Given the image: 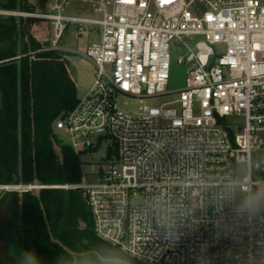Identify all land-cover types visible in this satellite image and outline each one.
I'll list each match as a JSON object with an SVG mask.
<instances>
[{"label": "built area", "instance_id": "1", "mask_svg": "<svg viewBox=\"0 0 264 264\" xmlns=\"http://www.w3.org/2000/svg\"><path fill=\"white\" fill-rule=\"evenodd\" d=\"M72 4L100 18L66 15ZM0 15L48 21V49L70 23L100 30L84 55L94 82L52 126L89 170L51 186L80 192L97 238L143 264H264V208L236 196L264 189V0H52ZM174 56L185 84L168 90ZM13 188L34 190L0 185Z\"/></svg>", "mask_w": 264, "mask_h": 264}, {"label": "trees", "instance_id": "2", "mask_svg": "<svg viewBox=\"0 0 264 264\" xmlns=\"http://www.w3.org/2000/svg\"><path fill=\"white\" fill-rule=\"evenodd\" d=\"M0 9L35 13L30 0H6ZM35 22L31 17L0 15V185L30 186L37 179L45 187L39 198L34 190L13 196L11 210L21 246L41 264H88L99 248L111 250L123 264H143L96 237L91 211L79 191L51 188L81 179V159L52 129L78 98L67 54L35 39ZM52 138L62 148L63 161L53 151ZM50 233L77 255L76 263L51 241ZM14 259L24 263L20 256ZM0 264L13 263L0 259Z\"/></svg>", "mask_w": 264, "mask_h": 264}, {"label": "rangeland", "instance_id": "3", "mask_svg": "<svg viewBox=\"0 0 264 264\" xmlns=\"http://www.w3.org/2000/svg\"><path fill=\"white\" fill-rule=\"evenodd\" d=\"M6 0H0V2H5ZM30 3L36 7L34 9L38 13H47L49 7L52 5V0H30ZM0 11H10L6 9H0ZM23 13L22 11H16ZM66 15L87 18V19H98L100 16L86 4H72L68 7ZM35 24H39L36 30L37 36L50 38L51 27L50 23L46 20H40L37 18ZM100 30L96 26H91L84 23H70L67 26V30L64 33L62 45L58 46L62 49L67 55L69 61V72L73 80V83L76 87L77 98H82L90 89L94 82L95 78V66L93 63L88 60L84 55L88 45L93 42L100 40ZM176 57L174 56L172 67L170 70V80L168 84V90L180 89L185 84L186 70L184 66L177 64ZM160 101L158 100H149V105H158ZM132 104L123 103L122 106L126 109ZM134 105V103H133ZM65 112L63 111L57 118H59ZM54 135L57 140L60 141L63 145H67L69 142L68 136L63 132L54 128ZM83 161L85 163H95L98 161V156L93 157H84ZM89 164H85L82 168L84 173H88ZM21 194V189L15 190H2L0 191V259L10 261L13 264H22L16 263L17 260L14 257L18 258L20 256L23 259V254L25 252H30L28 248L25 247L19 241L17 235V222L14 219L13 212L11 210V202L14 194ZM237 203L242 204L245 194L237 191ZM14 256V257H13ZM24 264V263H23Z\"/></svg>", "mask_w": 264, "mask_h": 264}, {"label": "clouds", "instance_id": "4", "mask_svg": "<svg viewBox=\"0 0 264 264\" xmlns=\"http://www.w3.org/2000/svg\"><path fill=\"white\" fill-rule=\"evenodd\" d=\"M242 207L250 214H254L264 208V189L259 191L249 190L244 197ZM94 259L88 261V264H123L122 259L111 250L99 248L93 253ZM24 264H41L38 257L32 252L23 254ZM71 264V261L68 262Z\"/></svg>", "mask_w": 264, "mask_h": 264}, {"label": "water", "instance_id": "5", "mask_svg": "<svg viewBox=\"0 0 264 264\" xmlns=\"http://www.w3.org/2000/svg\"><path fill=\"white\" fill-rule=\"evenodd\" d=\"M49 45H50V41H48V40L45 43H43L44 47H48ZM52 143H53V151H54L55 155L58 157V159L60 161H63L64 157H63V152H62L61 146L59 145V143L54 138H52ZM33 187H34V192H35L36 196L39 198L40 197V190L43 189V187L41 185H39V182H38L37 179L34 180ZM41 208H42V211H43L44 218L46 219V213H45L44 208H43L42 205H41ZM50 239H51V241L53 243L59 245L64 251H66L68 254L73 256L74 260H75V263H76L77 255L73 251H71L61 241L55 239L51 233H50Z\"/></svg>", "mask_w": 264, "mask_h": 264}, {"label": "crops", "instance_id": "6", "mask_svg": "<svg viewBox=\"0 0 264 264\" xmlns=\"http://www.w3.org/2000/svg\"><path fill=\"white\" fill-rule=\"evenodd\" d=\"M33 8L34 9H36V7L33 5ZM34 12L35 13H33V14H37L38 12H36L35 10H34ZM31 18H33V17H31ZM39 26V24H34L33 26H32V28H31V33H32V35L35 37V39H37L38 41H40V42H42V43H45L46 41H47V38H43V37H40V36H37V35H35L36 33V30H37V27ZM67 30V29H66ZM58 49H64V48H59L58 47Z\"/></svg>", "mask_w": 264, "mask_h": 264}, {"label": "snow or ice", "instance_id": "7", "mask_svg": "<svg viewBox=\"0 0 264 264\" xmlns=\"http://www.w3.org/2000/svg\"><path fill=\"white\" fill-rule=\"evenodd\" d=\"M125 87H127V85H125Z\"/></svg>", "mask_w": 264, "mask_h": 264}]
</instances>
